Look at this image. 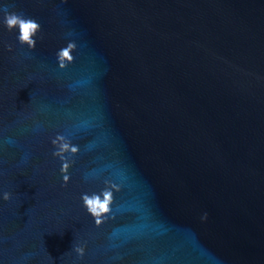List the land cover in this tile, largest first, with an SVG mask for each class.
<instances>
[{
    "label": "water",
    "instance_id": "1",
    "mask_svg": "<svg viewBox=\"0 0 264 264\" xmlns=\"http://www.w3.org/2000/svg\"><path fill=\"white\" fill-rule=\"evenodd\" d=\"M0 264H264V0H0Z\"/></svg>",
    "mask_w": 264,
    "mask_h": 264
},
{
    "label": "clouds",
    "instance_id": "2",
    "mask_svg": "<svg viewBox=\"0 0 264 264\" xmlns=\"http://www.w3.org/2000/svg\"><path fill=\"white\" fill-rule=\"evenodd\" d=\"M4 24L9 31L14 28H18V41L21 44H27L29 48H35L36 46V34L41 30V25L33 18L26 17L23 13L15 11H5L4 13ZM77 45L74 41H69L65 47H62L57 52V59L61 68L66 67L72 63L75 59L73 51ZM11 46L9 45V49ZM52 144L56 146V150L53 155L59 157L62 161L61 173L63 174V181L65 184L70 180L69 168L74 163L70 158L78 153L79 148L73 145L64 135H57L53 140ZM67 154V155H66ZM106 187L101 189L100 192H93L91 194H82L83 205L88 213L95 219V223L100 225L104 222V218L111 210V204L113 202V189L118 190V186L110 181H105ZM11 193L4 192L3 199L9 200ZM207 218L205 213L202 219ZM75 251L81 256L84 254V247L78 246Z\"/></svg>",
    "mask_w": 264,
    "mask_h": 264
}]
</instances>
